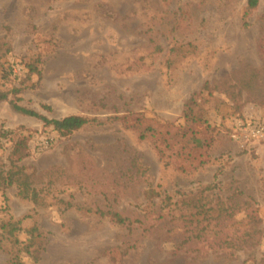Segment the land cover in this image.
<instances>
[{
  "label": "rangeland",
  "instance_id": "obj_1",
  "mask_svg": "<svg viewBox=\"0 0 264 264\" xmlns=\"http://www.w3.org/2000/svg\"><path fill=\"white\" fill-rule=\"evenodd\" d=\"M15 88L49 119L93 120L61 137L0 103V169L25 175L0 185V226L37 225L38 264H264V142L230 138L264 114V0H0ZM17 251L0 229V264Z\"/></svg>",
  "mask_w": 264,
  "mask_h": 264
},
{
  "label": "trees",
  "instance_id": "obj_2",
  "mask_svg": "<svg viewBox=\"0 0 264 264\" xmlns=\"http://www.w3.org/2000/svg\"><path fill=\"white\" fill-rule=\"evenodd\" d=\"M258 6V0H250V9H254ZM26 70H28V77L33 75H39L40 72L37 68V63L25 66ZM13 94L17 97L21 94L20 89H13ZM11 94L10 92H3L0 90V103L3 102H10V104L14 107V109L24 115L37 118L41 122L44 123L45 126L52 127L54 132L58 133L61 137H68L75 132L83 129L86 125H89L93 122V120H89L86 117L79 116V115H71L64 117L62 119H49L46 116L38 113L35 110L28 109L26 107L20 106L19 102L22 100L20 97L16 101L10 99ZM195 98H191L184 110L185 117L187 118H194V106H196ZM27 144L25 141H21V143H17L15 149V155L18 156V161H23L27 156ZM25 175L19 170V173L13 174L11 171H4L0 169V185L12 186L15 183H20V177H24ZM21 185L27 190H22L21 194H24L25 198H29V183L23 182ZM35 193L33 195V200L37 201L35 197ZM113 218L119 222L124 224L126 219H123L120 215L114 214ZM21 226V222L17 221L15 223H8L6 225H1L0 229L3 233L7 234L10 238L11 244L15 249H17V255L13 256L10 259L11 264H26L23 259H20V255H25L29 258L31 264H38L41 261L42 253H43V236L39 230L37 225L32 226L30 229L24 230ZM25 231L27 235V240L21 242L18 239V235Z\"/></svg>",
  "mask_w": 264,
  "mask_h": 264
},
{
  "label": "built area",
  "instance_id": "obj_3",
  "mask_svg": "<svg viewBox=\"0 0 264 264\" xmlns=\"http://www.w3.org/2000/svg\"><path fill=\"white\" fill-rule=\"evenodd\" d=\"M230 138L241 148L264 142V114L237 119L230 127Z\"/></svg>",
  "mask_w": 264,
  "mask_h": 264
}]
</instances>
